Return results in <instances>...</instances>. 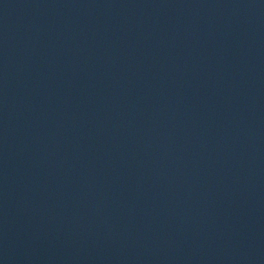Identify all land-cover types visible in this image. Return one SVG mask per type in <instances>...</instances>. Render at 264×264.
I'll return each mask as SVG.
<instances>
[{"label": "water", "instance_id": "95a60500", "mask_svg": "<svg viewBox=\"0 0 264 264\" xmlns=\"http://www.w3.org/2000/svg\"><path fill=\"white\" fill-rule=\"evenodd\" d=\"M0 264H264V0H0Z\"/></svg>", "mask_w": 264, "mask_h": 264}]
</instances>
